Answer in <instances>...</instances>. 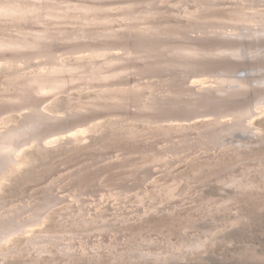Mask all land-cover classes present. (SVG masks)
Masks as SVG:
<instances>
[{
	"label": "rangeland",
	"instance_id": "1",
	"mask_svg": "<svg viewBox=\"0 0 264 264\" xmlns=\"http://www.w3.org/2000/svg\"><path fill=\"white\" fill-rule=\"evenodd\" d=\"M142 1L0 0L2 48L84 37L55 48L62 73L0 53V139L26 126L0 158V264H264V69L237 73L252 109L241 125L236 109L183 118L188 90L138 73L145 52L129 39L258 26L264 0ZM116 61H128L124 79ZM210 78L185 86L202 93ZM36 105L61 124L42 137L25 121Z\"/></svg>",
	"mask_w": 264,
	"mask_h": 264
},
{
	"label": "bare ground",
	"instance_id": "2",
	"mask_svg": "<svg viewBox=\"0 0 264 264\" xmlns=\"http://www.w3.org/2000/svg\"><path fill=\"white\" fill-rule=\"evenodd\" d=\"M150 1L154 3H159L158 2L159 0H150ZM49 5H51L52 7L56 6V4H49ZM259 24L260 25L258 26L254 25L248 27L245 26L243 27L244 24L243 25L226 24L228 25L226 29L222 28L220 30L216 29L215 27H213V30H211L209 29L208 26H203V25L192 26L187 29L181 28L182 33H180V35L177 36V40H172L170 39V37H163L164 35L160 36L158 34L157 37L152 35L151 36L143 35L144 37L140 35L137 37L136 35L130 36L131 35L130 34L129 39L136 40L135 44L132 45L133 49L141 50L145 52L144 55H139L142 56L141 60H143L145 64L144 66L139 65L140 67L138 68V73H144L147 75H156L160 77L169 76L170 77L169 80L184 86L182 87L183 90L185 89L188 90L187 93L188 97H186L185 100L178 102L177 104L176 110L178 112L177 114H179L180 117L188 118L196 114H207L211 112L221 113L228 109H236L238 110L236 115V117L238 118L237 121L241 125L240 122L245 121V118L248 117V113L252 109L250 110L249 108L250 102L247 101L244 102L243 101L244 99L239 98L241 95L247 93L249 90L246 86V82H245L246 80L242 79V75L238 76L237 73L243 72L242 70L243 68L241 69L242 66L247 65L246 68L244 69H249L247 67L250 64L251 66H253L252 64H259L260 66H262L260 67L261 72L264 69V22H261ZM199 29H202V31L205 34L204 36L195 33ZM241 30L246 31L247 34L242 35L243 33L241 32ZM193 33L195 35H192ZM90 35L91 34H89V36ZM61 36L66 38L62 39L60 38ZM61 36L52 35L51 38L46 36L47 38L43 37L44 39L41 38H39V40L32 39L33 42L32 41L24 42L20 44L14 43L12 41L15 45L7 46L6 48L0 47V53L11 51L15 53L16 56H22V59L26 62L27 68H31V67L39 68V66L41 65L46 66L45 64H49L51 69L50 72L60 71L62 73L64 68L57 66V63L54 62L55 58L58 57L55 48L61 49L62 46H64L62 45L63 42L68 43L73 40L83 39L84 37L83 38L72 37L70 36V34L69 35L61 34ZM75 38H79V39H75ZM78 42H83V41H78ZM76 43L77 41L69 45H71L72 50L78 51L80 49L79 48L80 45H75ZM102 48L104 49V47H101V48H97L95 51L98 52ZM100 52H98V55L103 56L104 53H100ZM124 52H128V50ZM130 52L131 51H129V53ZM111 53L112 52L110 53L108 52L107 55ZM139 56H135L133 58L136 59ZM35 57L36 58L39 57V61L37 62L33 61ZM129 58L131 59V56ZM114 59L116 60L119 58L114 57ZM116 62H112L109 68L124 70L123 73L118 74L117 76L118 80L124 79V75H126L125 73L128 74L127 69L129 67L128 65H126L128 61H126L127 63L125 61L123 62L116 61ZM132 67L133 69H136V67L134 68V65ZM96 68L94 69L92 68L93 70L90 73L97 72L99 69ZM102 68L105 67L102 66L101 69ZM132 71L129 70L130 73H132ZM215 73L218 74V76H216ZM246 73H244L243 75L244 77L247 75ZM144 74L142 75L144 76ZM202 74H209L212 77V79L210 78L206 80V82L209 83L208 87L205 88V91L202 93L190 92L191 87L189 88V85L185 86V83H188L192 76L202 75ZM88 75H89V71L85 69L81 76H84L85 78ZM68 76H70L73 80L75 74H71ZM58 80L60 79H57V82ZM57 82L51 90L60 88L57 86L58 84ZM234 88H238V89H234ZM241 101L243 103H240ZM260 101H264V90H262L260 97L256 96L254 102L260 103ZM175 107L176 106H174V108ZM25 117H26L25 121L30 122L28 128H31L37 132H39L40 129L39 132L40 137L45 136L49 133V132L46 133L44 130L48 126H52L53 123H56L58 126L61 125L59 122H57V120H54V117L50 118L47 114L43 113L42 110L39 107H37V105L31 108L30 111L25 115ZM57 125L54 126L55 128L52 126L53 128L51 129L56 130ZM62 126L64 127V125ZM25 129L26 126H20V129L18 130L13 128L9 131L8 129L9 131L8 134L6 133V135L2 136V139H0V153L3 154L4 156L1 157L0 155V158L2 159L4 158L5 161H8V156L11 153H13L10 150L16 148L18 143L24 140L23 137L21 138V136L23 135V131ZM233 133L234 132H232V134Z\"/></svg>",
	"mask_w": 264,
	"mask_h": 264
}]
</instances>
